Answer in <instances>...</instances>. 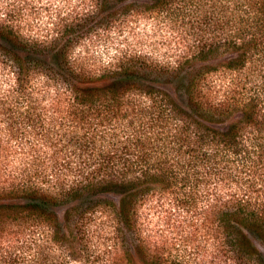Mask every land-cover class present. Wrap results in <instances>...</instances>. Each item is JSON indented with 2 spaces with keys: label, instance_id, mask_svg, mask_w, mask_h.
<instances>
[{
  "label": "trees",
  "instance_id": "16d2710c",
  "mask_svg": "<svg viewBox=\"0 0 264 264\" xmlns=\"http://www.w3.org/2000/svg\"><path fill=\"white\" fill-rule=\"evenodd\" d=\"M0 264H264V0H0Z\"/></svg>",
  "mask_w": 264,
  "mask_h": 264
},
{
  "label": "rangeland",
  "instance_id": "374dc122",
  "mask_svg": "<svg viewBox=\"0 0 264 264\" xmlns=\"http://www.w3.org/2000/svg\"><path fill=\"white\" fill-rule=\"evenodd\" d=\"M40 3L38 4V7ZM55 3L48 6L49 11L53 9ZM41 16L44 11L41 9ZM131 23V24H130ZM128 23L129 28H124L123 31L116 32L110 31L107 35L100 33L99 40L91 42L90 40L85 44H80L75 50L77 60L88 67L91 70H95L99 61H105L113 56L115 50L122 49V46L135 49L141 54H151L156 60H168L174 59V51L172 52L173 45L171 46V52L169 46L166 44V38L159 31L156 34L149 33L148 27L144 26V22ZM120 33V34H118ZM118 34V35H117ZM153 220V219H152Z\"/></svg>",
  "mask_w": 264,
  "mask_h": 264
}]
</instances>
